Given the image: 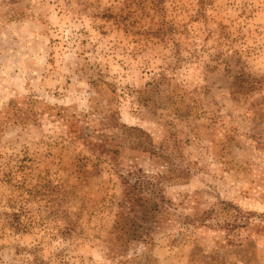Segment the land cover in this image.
Returning <instances> with one entry per match:
<instances>
[{"label":"rangeland","instance_id":"obj_1","mask_svg":"<svg viewBox=\"0 0 264 264\" xmlns=\"http://www.w3.org/2000/svg\"><path fill=\"white\" fill-rule=\"evenodd\" d=\"M113 108L193 165L158 264H264V0H0V264H115L117 174L69 131Z\"/></svg>","mask_w":264,"mask_h":264},{"label":"trees","instance_id":"obj_2","mask_svg":"<svg viewBox=\"0 0 264 264\" xmlns=\"http://www.w3.org/2000/svg\"><path fill=\"white\" fill-rule=\"evenodd\" d=\"M157 85L159 81L154 80L147 84L146 90L156 88ZM145 99L151 100V96H145ZM17 105L14 104V108ZM97 112L92 110L81 114L82 118L88 119L85 125H80V120L74 119L69 131L71 139H80L90 149L98 150L100 155L110 156L112 168L117 174L121 197L110 231L112 248L118 253L115 264H158L152 254L155 238L177 215L176 206L168 198L166 190L188 183L193 165L184 157L175 132L156 141L148 131L121 122L114 108ZM1 115L7 117V120L10 117L4 111L0 112ZM90 116L94 118L89 119ZM88 124H92L91 128ZM128 154L139 156L133 157L135 160L127 158L129 156L120 160L121 155ZM225 205L231 207L226 202ZM213 212L214 209H210L198 217L185 216L183 223L205 225ZM242 224H230L228 227L238 228L245 226L246 222ZM50 262L33 255L30 264ZM59 264L75 263L62 260Z\"/></svg>","mask_w":264,"mask_h":264}]
</instances>
